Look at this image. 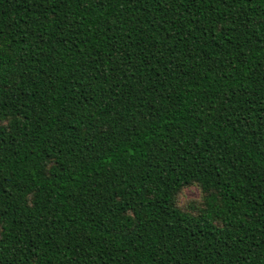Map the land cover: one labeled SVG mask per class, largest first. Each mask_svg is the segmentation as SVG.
Instances as JSON below:
<instances>
[{"label": "trees", "instance_id": "obj_1", "mask_svg": "<svg viewBox=\"0 0 264 264\" xmlns=\"http://www.w3.org/2000/svg\"><path fill=\"white\" fill-rule=\"evenodd\" d=\"M0 264H264V0H0Z\"/></svg>", "mask_w": 264, "mask_h": 264}, {"label": "rangeland", "instance_id": "obj_2", "mask_svg": "<svg viewBox=\"0 0 264 264\" xmlns=\"http://www.w3.org/2000/svg\"><path fill=\"white\" fill-rule=\"evenodd\" d=\"M202 195L198 187L189 186L184 188L178 196V206L190 210L196 202L201 201Z\"/></svg>", "mask_w": 264, "mask_h": 264}]
</instances>
